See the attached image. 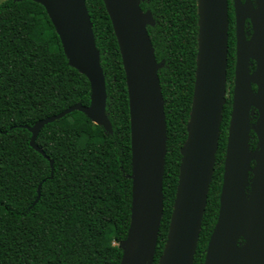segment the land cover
Here are the masks:
<instances>
[{
	"label": "trees",
	"instance_id": "1",
	"mask_svg": "<svg viewBox=\"0 0 264 264\" xmlns=\"http://www.w3.org/2000/svg\"><path fill=\"white\" fill-rule=\"evenodd\" d=\"M243 1V0H241ZM164 100L163 214L148 264L162 255L186 140L197 57L198 0H139ZM253 4L252 0H249ZM105 80L109 129L75 111L45 125L30 147L25 127L76 104L90 86L69 64L44 10L30 0L0 4V264H119L130 223L131 148L125 75L101 0H85ZM226 97L212 181L192 264H204L219 210L235 67L234 14L228 0ZM255 64L250 62L249 70ZM256 87L252 85V90ZM250 124L257 121L254 109ZM250 152L258 149L249 133ZM52 161V170L50 167ZM253 162L251 166L253 167ZM251 179V175H249ZM41 185L37 199V189ZM242 241H238L241 245Z\"/></svg>",
	"mask_w": 264,
	"mask_h": 264
},
{
	"label": "water",
	"instance_id": "2",
	"mask_svg": "<svg viewBox=\"0 0 264 264\" xmlns=\"http://www.w3.org/2000/svg\"><path fill=\"white\" fill-rule=\"evenodd\" d=\"M40 4L69 64L90 86L87 107L73 105L58 115L25 127L30 147L41 129L78 111L109 129L104 116L105 80L85 0H30ZM121 57L128 98L131 148L130 223L119 264H148L163 214L166 156L164 100L160 65L147 33L153 25L139 0H101ZM233 1L235 67L230 120L216 224L204 264H264V0ZM197 57L193 97L167 237L158 264H192L212 181L226 97L228 0H198ZM252 36L246 40L244 22ZM250 62L255 69L250 72ZM252 85L256 87L252 90ZM257 113L251 125L250 110ZM258 149L249 151V133ZM253 162V167L251 163ZM52 170V161H50ZM251 175V179H249ZM41 185L37 189V199ZM241 240L242 244L238 245Z\"/></svg>",
	"mask_w": 264,
	"mask_h": 264
},
{
	"label": "flooded vegetation",
	"instance_id": "3",
	"mask_svg": "<svg viewBox=\"0 0 264 264\" xmlns=\"http://www.w3.org/2000/svg\"><path fill=\"white\" fill-rule=\"evenodd\" d=\"M245 1L246 0H243V1L240 0V2L242 4H244ZM252 2H253V4H251V5L253 7H255L253 0H252ZM232 13H233V1H232ZM228 15H229V13H228ZM229 25H230V22H229ZM228 30H229V28H228ZM244 35H245L246 40H248L252 36V29H251V25H250L248 19L245 20V22H244ZM228 39H229V36H228ZM234 48H235V24H234Z\"/></svg>",
	"mask_w": 264,
	"mask_h": 264
},
{
	"label": "rangeland",
	"instance_id": "4",
	"mask_svg": "<svg viewBox=\"0 0 264 264\" xmlns=\"http://www.w3.org/2000/svg\"><path fill=\"white\" fill-rule=\"evenodd\" d=\"M4 0H0V4L3 2Z\"/></svg>",
	"mask_w": 264,
	"mask_h": 264
}]
</instances>
